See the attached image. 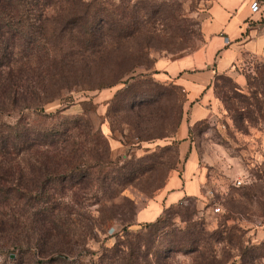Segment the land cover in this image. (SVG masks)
<instances>
[{"label": "rangeland", "instance_id": "rangeland-1", "mask_svg": "<svg viewBox=\"0 0 264 264\" xmlns=\"http://www.w3.org/2000/svg\"><path fill=\"white\" fill-rule=\"evenodd\" d=\"M101 1L118 6L123 0ZM215 1L126 0L125 4L137 5L141 14V8L146 5L155 9L163 5L172 14L177 12L180 21L172 16L161 19L156 16L153 22L142 25L136 37L125 41L119 51L117 44L111 45L110 53L88 70L86 83H77L80 63L75 62L60 97L45 101L47 114L64 109L63 115L70 117L86 115L90 133L78 135V142L103 151L107 148L111 161L118 162L119 166L137 164V179L112 195L103 193L111 179L102 176L100 180L80 183L65 194L64 202L76 212L72 215L74 219L84 217L78 229L91 228L93 232L87 245L91 251L99 252L104 243L110 245L127 222L137 224L140 211L146 209L148 215L143 218L153 219L161 208L159 193L174 174H183L185 164L192 157L196 161L194 179L204 182L201 195L186 199L182 208L194 212L192 219L210 235L218 232L220 239L216 242L207 235L204 255L177 253L165 264H264L261 250H255L264 242L255 239L256 233L264 232V62L242 66L214 81L211 86L214 110L209 118L189 127L188 157L182 154L178 139L181 124L185 120L191 124L192 115L183 89H176V94L161 99L156 105L128 106L125 111L110 114L114 96L125 85L93 87L102 80H114L116 65L121 61V82L135 85L145 82L152 94L161 87L170 89L171 81L156 77L157 59L175 60L200 50L204 45L201 24ZM57 12L51 10L50 15ZM240 72L245 75L244 83L237 80ZM40 73L43 72L34 67L29 71L36 90ZM48 87L50 94H54L58 84ZM25 116L33 119L35 114L27 110ZM19 118L18 112L1 116L8 123ZM98 132L106 138L105 145H99L93 137ZM22 161L34 163L35 158L29 156ZM106 171L110 174L114 170L106 168ZM216 208L221 209L220 213L214 212ZM104 222L107 223L101 227L103 231H98ZM174 222L181 228L186 226L178 215ZM109 238L113 239L109 242ZM7 251L0 258V264L21 257L18 251L13 254H10L12 250ZM243 251L248 252L247 257L242 256Z\"/></svg>", "mask_w": 264, "mask_h": 264}, {"label": "trees", "instance_id": "trees-1", "mask_svg": "<svg viewBox=\"0 0 264 264\" xmlns=\"http://www.w3.org/2000/svg\"><path fill=\"white\" fill-rule=\"evenodd\" d=\"M125 2L116 6L101 0H0V258L7 249L21 254L2 264H165L177 253L204 255L207 235L216 242L220 239L218 232L210 235L192 219L194 212L182 208L185 199L166 208L154 222H127L113 242L109 238L110 245L104 243L95 252L87 247L91 228L78 229L84 217L74 219L76 212L64 202L65 194L80 183L110 178L103 192L108 195L138 177L137 164L119 166L111 161L107 148L103 151L78 142V135L90 133L86 115L70 117L63 115L64 109L50 114L44 110L45 101L60 97L68 85L66 77L71 76L75 62L80 63L77 83H86L88 70L110 53L111 45L117 44L119 51L156 16L180 21L177 12L172 14L163 5L156 9L146 5L141 14L137 5ZM51 10L58 12L51 16ZM119 64L114 80L93 86L125 85L114 96L110 114L128 106L156 105L179 88L171 84L170 89L161 87L152 94L145 82H121ZM33 67L43 72L37 90L29 74ZM56 84L58 89L50 94L48 85ZM27 110L35 114L33 119L25 116ZM16 112L20 118L14 123L1 119ZM93 137L99 145L107 143L101 132ZM29 156L34 163L22 161ZM106 168L114 171L109 174ZM176 215L186 224L184 228L175 224ZM255 250L264 257V242ZM241 254L247 257L248 252Z\"/></svg>", "mask_w": 264, "mask_h": 264}, {"label": "crops", "instance_id": "crops-1", "mask_svg": "<svg viewBox=\"0 0 264 264\" xmlns=\"http://www.w3.org/2000/svg\"><path fill=\"white\" fill-rule=\"evenodd\" d=\"M254 2L264 5V0H216L201 24L203 47L179 59L159 58L155 63L156 77L183 89L192 110L191 124L183 121L178 134L181 152L186 157L191 152L189 127L209 118L214 110L211 86L217 76L233 74L237 68L253 62H264V10L252 12ZM236 76L240 83L245 82L244 73ZM195 163L194 158H189L183 174H174L169 179L157 197L161 208L154 218L144 219L148 215L144 209L138 214V223L154 222L166 208L201 195L204 180L194 179ZM255 239L264 240V232L256 233Z\"/></svg>", "mask_w": 264, "mask_h": 264}, {"label": "built area", "instance_id": "built-area-1", "mask_svg": "<svg viewBox=\"0 0 264 264\" xmlns=\"http://www.w3.org/2000/svg\"><path fill=\"white\" fill-rule=\"evenodd\" d=\"M251 9H252V12L254 13H259L261 12L262 10H264V5H261L259 2H254L252 5H251ZM226 44L229 45L230 44V41L229 39H226ZM239 185L242 184V182H238ZM221 209L220 208H216L215 209V213H220Z\"/></svg>", "mask_w": 264, "mask_h": 264}]
</instances>
